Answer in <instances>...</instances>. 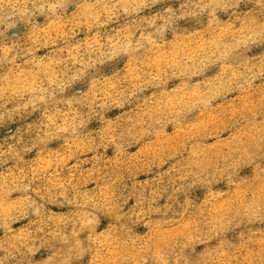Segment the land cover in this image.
<instances>
[{
    "label": "clouds",
    "instance_id": "obj_1",
    "mask_svg": "<svg viewBox=\"0 0 264 264\" xmlns=\"http://www.w3.org/2000/svg\"><path fill=\"white\" fill-rule=\"evenodd\" d=\"M0 264H264V0H0Z\"/></svg>",
    "mask_w": 264,
    "mask_h": 264
}]
</instances>
